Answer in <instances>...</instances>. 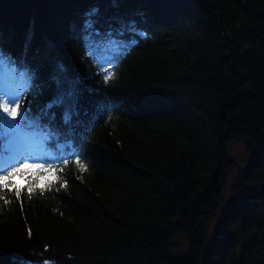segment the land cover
I'll return each instance as SVG.
<instances>
[{
	"label": "trees",
	"instance_id": "16d2710c",
	"mask_svg": "<svg viewBox=\"0 0 264 264\" xmlns=\"http://www.w3.org/2000/svg\"><path fill=\"white\" fill-rule=\"evenodd\" d=\"M237 139L204 264H264V0H0V175L41 166L0 188V264H201Z\"/></svg>",
	"mask_w": 264,
	"mask_h": 264
},
{
	"label": "rangeland",
	"instance_id": "374dc122",
	"mask_svg": "<svg viewBox=\"0 0 264 264\" xmlns=\"http://www.w3.org/2000/svg\"><path fill=\"white\" fill-rule=\"evenodd\" d=\"M226 154L227 158L235 161L231 163L227 173L217 209L207 216L202 224L204 234L201 247V264H204V260L212 249L217 230L226 216L229 204L237 196V189L235 186L242 173L246 170L249 162L248 158L250 156V149L248 142L244 139L231 141L226 146ZM209 192L210 189L208 187H202L199 189V195L202 197L208 196ZM171 242L172 247L169 250V256L173 260L191 261L197 253V245L192 244L191 239L187 235L175 233Z\"/></svg>",
	"mask_w": 264,
	"mask_h": 264
},
{
	"label": "snow or ice",
	"instance_id": "6c2138e0",
	"mask_svg": "<svg viewBox=\"0 0 264 264\" xmlns=\"http://www.w3.org/2000/svg\"><path fill=\"white\" fill-rule=\"evenodd\" d=\"M95 9L93 10V13H95ZM14 102V101H13ZM19 105L17 104L16 107L10 108L7 104L3 105V112L9 113L13 118H15L19 113H18ZM67 119V117H66ZM41 167L40 165H32L28 163H23L19 168H13L12 171H8L6 175H0V188H8V184L5 183L8 181L11 177L15 176L17 173L24 172L27 169L31 168H39ZM31 192V189H29ZM16 196L19 197V190H16Z\"/></svg>",
	"mask_w": 264,
	"mask_h": 264
},
{
	"label": "water",
	"instance_id": "95a60500",
	"mask_svg": "<svg viewBox=\"0 0 264 264\" xmlns=\"http://www.w3.org/2000/svg\"><path fill=\"white\" fill-rule=\"evenodd\" d=\"M198 247V246H197Z\"/></svg>",
	"mask_w": 264,
	"mask_h": 264
}]
</instances>
